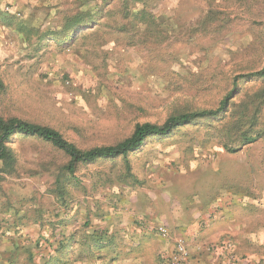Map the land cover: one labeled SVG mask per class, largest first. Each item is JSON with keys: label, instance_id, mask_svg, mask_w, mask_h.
Returning <instances> with one entry per match:
<instances>
[{"label": "rangeland", "instance_id": "obj_1", "mask_svg": "<svg viewBox=\"0 0 264 264\" xmlns=\"http://www.w3.org/2000/svg\"><path fill=\"white\" fill-rule=\"evenodd\" d=\"M81 12L94 25L35 51ZM263 68L264 0H0V115L53 128L80 150L215 110L243 77L218 116L150 137L126 158L79 164L73 177L61 151L14 136L13 169L0 172V264H170L178 239L183 264H242L232 235L209 242L203 227L213 208L236 214L230 229L264 225V101L240 132L230 116L263 91L249 76Z\"/></svg>", "mask_w": 264, "mask_h": 264}, {"label": "trees", "instance_id": "obj_2", "mask_svg": "<svg viewBox=\"0 0 264 264\" xmlns=\"http://www.w3.org/2000/svg\"><path fill=\"white\" fill-rule=\"evenodd\" d=\"M94 14L88 13H76L73 16L66 19L64 27L58 33H49L43 37L38 38L39 45L35 49L36 52H45V46L49 44L51 40L60 42L61 44L69 43L73 39L76 40L79 35L85 29H89L94 25ZM24 31L27 36L35 35L34 28L24 27ZM252 78L258 80H264V68L258 70L249 75ZM243 77H235L233 80V90L228 94L225 99L220 103L219 107L215 110H201L195 112L181 113L168 117L162 124L141 123L136 124L131 135L121 142L111 146H99L93 147L88 150H80L74 144L68 142L57 130L33 124L18 118L4 119L0 115V172H10L13 169L15 162L14 155L7 143L14 136L34 137L43 142L50 144L52 147L61 151L68 157L67 164L63 167L62 173L65 177H73L76 168L79 164H92L98 160L126 158L128 154L135 152L144 145L146 140L150 137L167 136L173 131L186 127L198 120H207L211 117L218 116L221 112L229 108V103L234 93V90L238 87L239 79ZM255 101H264V89L263 91L255 94L250 98L247 103H242L237 106L236 110L231 113V128L240 132V128L243 125V119L247 117V110L252 108L253 114L247 117V121L255 120V113L257 114L259 109L257 105H253ZM254 124V123H253ZM252 124V125H253ZM247 132V133H246ZM242 132L239 137L242 141L252 143L254 139L253 133L248 131ZM260 136V134H259ZM256 137V138H259ZM244 144V143H242ZM225 150L228 152H236L234 149H230L229 143L224 144ZM56 191L60 198L65 195L63 181L60 177L56 180Z\"/></svg>", "mask_w": 264, "mask_h": 264}, {"label": "crops", "instance_id": "obj_3", "mask_svg": "<svg viewBox=\"0 0 264 264\" xmlns=\"http://www.w3.org/2000/svg\"><path fill=\"white\" fill-rule=\"evenodd\" d=\"M216 210L217 209L215 208L211 209L210 213L207 215L208 219L205 226L203 227L204 235L202 238H207L209 242H218L224 236V234H228L229 236L232 235V240L235 242L233 252H237V255L241 259L239 261L240 263L264 264V229H262L264 225H260V228H257V230L254 232L252 230L247 231L244 229L243 225H241L240 228L239 226H236L234 229H230V226L233 225L234 220H237L235 216L236 214L231 213L229 216H226V218L228 217L227 219H222V215H217L215 213ZM249 211L251 212L250 215L253 217V211H255V208L250 207ZM220 217L221 219H218ZM215 245L213 248L218 250V246ZM211 253L213 257H216V255H218L220 252L217 251V253H215L214 251H211Z\"/></svg>", "mask_w": 264, "mask_h": 264}, {"label": "built area", "instance_id": "obj_4", "mask_svg": "<svg viewBox=\"0 0 264 264\" xmlns=\"http://www.w3.org/2000/svg\"><path fill=\"white\" fill-rule=\"evenodd\" d=\"M156 232L162 238H166L168 236V230L163 227H158ZM230 246V245H229ZM175 256L172 257L170 264H183L187 259V251L185 249L184 243L181 239L175 241Z\"/></svg>", "mask_w": 264, "mask_h": 264}]
</instances>
